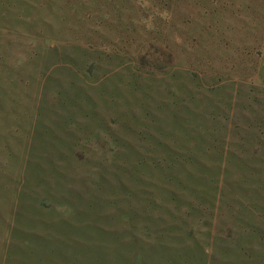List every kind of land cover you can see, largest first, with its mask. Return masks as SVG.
<instances>
[{"label":"rangeland","instance_id":"obj_1","mask_svg":"<svg viewBox=\"0 0 264 264\" xmlns=\"http://www.w3.org/2000/svg\"><path fill=\"white\" fill-rule=\"evenodd\" d=\"M0 264H264V0H0Z\"/></svg>","mask_w":264,"mask_h":264}]
</instances>
